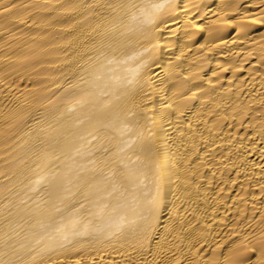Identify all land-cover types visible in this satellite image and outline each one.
Masks as SVG:
<instances>
[{
  "label": "bare ground",
  "instance_id": "1",
  "mask_svg": "<svg viewBox=\"0 0 264 264\" xmlns=\"http://www.w3.org/2000/svg\"><path fill=\"white\" fill-rule=\"evenodd\" d=\"M0 264H264V0H0Z\"/></svg>",
  "mask_w": 264,
  "mask_h": 264
}]
</instances>
